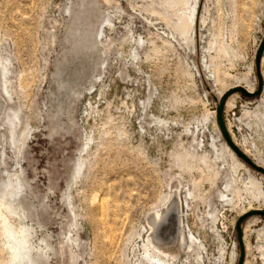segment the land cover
I'll list each match as a JSON object with an SVG mask.
<instances>
[{
	"label": "rangeland",
	"instance_id": "rangeland-1",
	"mask_svg": "<svg viewBox=\"0 0 264 264\" xmlns=\"http://www.w3.org/2000/svg\"><path fill=\"white\" fill-rule=\"evenodd\" d=\"M263 39L264 0H0V180L26 182L46 264H149L171 200L203 246L177 264H238L241 246L264 264V217L236 228L264 210L249 174L263 191L264 175L216 134L230 91L228 135L264 167Z\"/></svg>",
	"mask_w": 264,
	"mask_h": 264
},
{
	"label": "bare ground",
	"instance_id": "bare-ground-1",
	"mask_svg": "<svg viewBox=\"0 0 264 264\" xmlns=\"http://www.w3.org/2000/svg\"><path fill=\"white\" fill-rule=\"evenodd\" d=\"M197 6H198L197 1H195L194 6L190 10L189 21H188L190 28L194 26V23L196 22L195 19L197 14ZM240 81L241 83L243 82L244 85L237 84L235 88L243 87L248 93H254V89L256 88L253 83L247 81V79L245 78ZM240 81H238L237 83H240ZM223 94L224 92L220 91L218 94L219 98L223 97L222 96ZM232 101H233L232 98L228 100L227 107L231 104ZM225 107H226V103H225ZM259 107L263 108L264 102L260 101ZM218 130L216 131V134L217 137H220L221 132ZM222 150H223L222 153L224 152L227 153L228 156L234 161L232 165L235 167V171H237L239 167H244V170L246 172L249 171V169L240 162V160L235 156V154L230 150V148L226 144H222ZM257 166L262 167V169L264 168L260 164H257ZM227 186H229L228 181H227ZM249 186L251 187V189L255 190L254 191L255 193L250 192L252 196L251 199L253 200V202L256 203L258 202L259 204L263 202L264 191L262 189V185L256 182L255 179L250 174H249ZM178 203L174 204L172 200L169 201V205L168 207H166V210L163 213H155L150 222L153 224V226H149V229L151 230L150 232L151 239L150 240L147 239V243H146V249L148 251L146 254L147 255L146 260L149 264H177L181 254H184L186 256L185 257L186 259H190L191 258L190 253H195L196 258L194 260L196 262H199L202 259V254H201V250L203 248L202 244L192 235L190 231L182 227V218L180 215L178 216L175 213L177 211V207H179ZM175 206H177L176 209L174 208ZM166 223H169L168 231L169 234H171L170 238L168 236L169 240L162 238L160 236L161 234H159L161 227L164 226V224ZM233 255H234L233 258L234 260L236 257V253L233 252Z\"/></svg>",
	"mask_w": 264,
	"mask_h": 264
},
{
	"label": "clouds",
	"instance_id": "clouds-1",
	"mask_svg": "<svg viewBox=\"0 0 264 264\" xmlns=\"http://www.w3.org/2000/svg\"><path fill=\"white\" fill-rule=\"evenodd\" d=\"M27 191L18 175L0 180V264H46L47 250L23 205Z\"/></svg>",
	"mask_w": 264,
	"mask_h": 264
},
{
	"label": "water",
	"instance_id": "water-1",
	"mask_svg": "<svg viewBox=\"0 0 264 264\" xmlns=\"http://www.w3.org/2000/svg\"><path fill=\"white\" fill-rule=\"evenodd\" d=\"M264 50V39L261 42V45L259 46V50L257 53V59L260 58L262 52ZM259 89H257L256 92L254 93H248L243 87H238L235 90L238 92H241L242 95L246 96V97H251V96H257L260 94L261 92V85L259 84ZM232 92H227L225 93V95H223V97L220 99L219 104L217 106V111H216V119H217V124L219 126V130L221 131L222 135L224 136L226 142L228 143V145L230 146V148L235 152V154L242 159L246 164H248L250 167H252L254 170L260 172L261 174L264 175V168L262 169V167L257 166L253 161H251L242 151H240L238 149V147H236L234 145V143L232 142V140L230 139L229 135H228V131L226 129V126L224 124V119H223V112H224V106L226 103V99L229 97V95ZM254 214H258L262 217H264V210H254L251 213L245 214L242 217H240L236 223V228L238 231V239L240 242L241 241V229L239 228L241 226V223L244 221V219H246L248 216L254 215ZM243 258H244V250L243 247H240V257H239V261L238 264H242L243 263Z\"/></svg>",
	"mask_w": 264,
	"mask_h": 264
}]
</instances>
